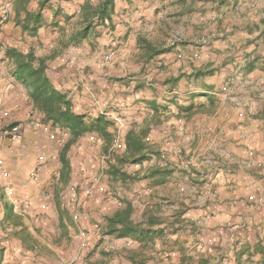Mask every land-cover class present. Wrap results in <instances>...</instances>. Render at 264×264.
Listing matches in <instances>:
<instances>
[{
    "label": "crops",
    "instance_id": "1",
    "mask_svg": "<svg viewBox=\"0 0 264 264\" xmlns=\"http://www.w3.org/2000/svg\"><path fill=\"white\" fill-rule=\"evenodd\" d=\"M86 2L0 0V14L6 15L0 24V157L8 170L0 177V264H57L73 243L80 244L82 229L91 238L108 234L120 244L107 264H264V0H163L156 5L114 0L109 27L117 32L110 39L122 43L126 34L123 55L137 65L136 80L130 82L123 67L114 65L119 57L102 62L92 74L91 69L81 74L86 61L83 68L77 63L79 56L70 45L75 39L69 41L72 32L58 16L80 12ZM39 7L40 25L32 32L31 22L24 30L26 11ZM171 14L179 36L164 46L155 31L166 30ZM28 51L45 61L47 76L66 94L74 112L86 119L100 114L112 121L119 115L129 119L119 146L111 148L114 123L108 144L96 133L90 143L85 133L62 150L68 133L44 122L30 100V88L14 76L16 54ZM86 77L95 97L86 94ZM17 123L25 125L21 139L6 134ZM180 127L188 138H182ZM128 135L149 151L136 163L144 176L138 185L108 173L114 166L134 175L127 163L118 161L126 153ZM146 137L150 141L145 143ZM40 154L47 161L37 165ZM180 164L190 167L184 168V183L175 180L176 171L183 169ZM156 167L170 171L158 183L146 178ZM93 170L103 174L107 195L84 200V215L74 221L65 192L73 182L82 189L88 183L86 173ZM144 181L150 200L137 215L128 195L134 187L141 190ZM6 185L12 188V200ZM23 199L36 215L13 211V201ZM117 213L143 228L155 218L153 243L109 232L108 220ZM125 240L131 241L130 248ZM90 246L91 241L79 264H96Z\"/></svg>",
    "mask_w": 264,
    "mask_h": 264
},
{
    "label": "trees",
    "instance_id": "2",
    "mask_svg": "<svg viewBox=\"0 0 264 264\" xmlns=\"http://www.w3.org/2000/svg\"><path fill=\"white\" fill-rule=\"evenodd\" d=\"M114 0H99L97 5H93L87 0L82 5V11L85 13V20H91L97 17L101 23L111 19ZM41 7L36 12L26 11L23 18L22 28L26 30L32 22V32L36 31L40 25ZM158 52V51H157ZM156 53L154 51L152 54ZM16 80L30 88L29 97L33 105L43 114L44 122H50L52 127L64 129L68 135V140L63 145L65 151L69 145L85 133H96L102 137L106 144L109 143L112 133L109 128L114 121L104 115L86 119L84 114L74 112L71 101L66 94L59 91L51 82L46 73V63L43 59H35L31 51L26 53L19 52L16 54V70L14 72ZM115 128V127H114ZM126 153L118 159L119 163H139L147 158L145 153H149L145 144L138 138L130 135L126 138ZM154 153V151H152ZM151 153V154H152ZM155 152L154 154H156ZM122 165V164H121ZM168 168L156 167L147 173L146 178L153 182H160L169 174ZM109 175L113 179H120L126 182L134 178L133 175L126 173L119 167L111 166L108 169ZM10 216V213H7ZM158 221L150 217L146 228L140 225L131 224L126 217L117 213L108 220V231L116 232L117 236L134 235L138 241L146 240V244L153 243L155 233L153 228ZM146 232V236H144ZM161 232V231H159ZM93 264V263H83ZM98 264H102L98 262Z\"/></svg>",
    "mask_w": 264,
    "mask_h": 264
},
{
    "label": "rangeland",
    "instance_id": "3",
    "mask_svg": "<svg viewBox=\"0 0 264 264\" xmlns=\"http://www.w3.org/2000/svg\"><path fill=\"white\" fill-rule=\"evenodd\" d=\"M89 1L94 4V2L96 0H89ZM149 3H155V5H156L157 3H164V2H163V0H146V4H149ZM166 5H168V4H166ZM68 13L69 14H66V17L59 15L58 20L63 21L64 25H66L65 26L66 29H68L69 31L71 30V32H72L71 36L69 38V41H71L72 38L75 39L74 41H72V43H70V45H72L74 47V49H75L74 53L76 52L75 54L79 56V59L77 58L76 61H77V63H79L81 65V68H83L82 67V64H83L82 60L86 61V65L84 67V69H86V70L84 71V73L82 72L81 74L87 75L88 74L87 71L89 69H91V72L88 71L89 74H92V69L100 67V64L102 63V59H101L102 55L107 51H114L113 59L119 57L117 62L114 63L115 67L118 69L123 67V72L125 73V75L132 78V79L128 78L127 79L128 82H130L131 80L135 81L136 79L134 77L133 70L135 68L137 69V65H135L136 60L133 59L131 56L123 55L124 53L122 51L123 49L127 48V46H126V39H127L126 34L124 35L125 40H123L122 43L113 44L112 43L113 39H110V38L114 34L116 36L117 31H115V33L110 32L113 30V28L109 27L110 26L109 21H107V22L105 21L104 23H101L97 17H93L91 20H85V13H84V11H82V9L80 12L70 10V12H68ZM2 15L5 16V18L3 20L1 19ZM172 16H173V14L169 15V18H170L168 20L169 24L166 23L165 27H167V28L165 31H161L159 28H157V31H155L158 34L160 33V36L162 35V37L164 38V44H163L164 46H170L171 45L170 43L172 41H174L176 37L179 36V34L176 32L178 27H179V24L177 23V21L174 18H171ZM5 20H6L5 13H1L0 14V24L2 22H4ZM65 34H66V31H65ZM120 36H118V38H120ZM117 63H119L120 65L117 66ZM121 63H123L122 66H121ZM86 79L88 82H86L84 84L85 85L88 84L90 86L92 92H93V95L96 96L95 90L92 86L93 84L91 83L92 80H89L88 77H86ZM86 94L89 97H91L90 93L86 92ZM118 118H120V119L123 118L124 121H126V122L129 121V119L126 120V117H123L120 115L118 116ZM114 130L116 132V130H117L116 126H115ZM149 141L150 140H146V139L144 140L145 143L149 142ZM90 143H92V142H90ZM181 155L183 156L184 153H181ZM185 159H187V157L184 158V160ZM173 162H175V160H173ZM127 164L130 166V168H129L130 172L134 173V175H133L134 178H132V179H134V181L137 182L136 185H138V183L141 180L143 181V177H144L141 173L143 171L142 168L140 166L138 168V166H136V163L127 162ZM135 166L137 167L136 170H134ZM175 167L176 166L171 165L172 170H174ZM180 167H183V169H179L176 171L175 180L178 183H180V182L184 183L185 182V181H183V178L185 176V172H183V171H185L184 168L187 169L190 167H185L182 165ZM134 171L137 173L139 172V173L137 174ZM85 179H87V176L85 177ZM105 182H106V180H105ZM73 183H75V182H73ZM144 183H145L144 185L143 184L141 185L142 186L141 190L136 189V187H134L133 190L129 191V195H128V199L133 201V203L135 205V212L134 213L137 215L141 213L142 205H145V207H146V202H148L150 200V198H148V194L143 190V189L146 190V181H144ZM106 185L108 186L107 182H106ZM110 190L116 191L117 189H110ZM118 190H120V188ZM65 193H67V192H65ZM106 195H107V193H105L103 195H97V196H106ZM156 196H157V194H155V190H154V197L156 198ZM157 212H159V211L157 210ZM83 215H84V212H83ZM32 216H34V215H32ZM94 232H96V231H94ZM90 241H91L90 254H92V262H95L96 264H98V262H100L102 264H105V263L107 264L108 262L113 261L115 259V257L117 256V255H114L112 253V251L116 250V247L120 248V244L117 245L116 242H114V240L111 238L110 235L101 234L100 237H97L95 235L94 237L91 238V240H89V242ZM126 242H127V240H125L124 243H126ZM129 242H130V246L127 245L126 247L129 246V248H130L131 247V241H129ZM71 248L72 249H70L69 252L77 250L78 249V242H77V245L75 243H73ZM63 249L66 250L65 248H63ZM84 250L85 249H83V252L86 251V250L85 251ZM94 253H95V255H93ZM124 261H126V258H124Z\"/></svg>",
    "mask_w": 264,
    "mask_h": 264
},
{
    "label": "built area",
    "instance_id": "4",
    "mask_svg": "<svg viewBox=\"0 0 264 264\" xmlns=\"http://www.w3.org/2000/svg\"><path fill=\"white\" fill-rule=\"evenodd\" d=\"M5 16L2 15L1 19L3 20ZM114 57V51H107L102 55V62L108 63L110 62ZM84 89L86 92L90 93L92 97H95L93 95V92L90 88V86L84 85ZM105 107V102L101 103ZM114 123L117 128L115 135L111 141V148H115L119 146L121 136L124 133V129L126 127V122L119 120L118 117H114ZM30 124V123H29ZM24 123H17L12 126L8 130H6V134L10 136L13 139H21L23 136V128ZM44 129L49 131V125L44 124ZM180 132L182 133V138H188L189 135L186 133L183 127H180ZM263 141H264V133H263ZM87 141L93 142L97 139L96 135L94 133H88L86 136ZM146 140H150L149 137L145 138ZM60 142H63L62 137H58L57 139ZM177 146L180 147L181 141H177ZM47 161V157L45 154H40L37 158V165L43 164ZM8 175V170L5 167L2 158L0 157V177L5 178ZM30 175L35 178V172L32 171ZM88 183L81 189L77 190L76 183H72L67 191V196L69 201L73 204V211H72V218L74 221H80L83 216V201L86 200L89 197H92L94 195H103L107 192V185L104 179V176L101 172H98L96 170L89 171L86 173ZM264 187V184H263ZM12 188L9 185L5 186V194L8 198L11 199L12 197ZM12 200V199H11ZM264 203V200H263ZM13 211L18 215H36L37 213L33 212L31 209V204L28 199H23L20 202L13 201L12 203ZM91 238L90 232L86 229H82L79 231V240L80 244H78V249L70 252L66 256H62L58 259L57 264H77L82 259L81 250L86 248L88 246V242ZM130 242L127 241L126 245H129ZM15 251L20 252L19 248H16Z\"/></svg>",
    "mask_w": 264,
    "mask_h": 264
}]
</instances>
